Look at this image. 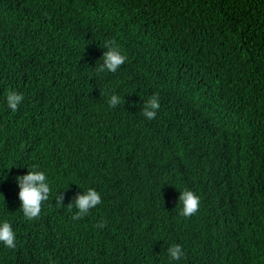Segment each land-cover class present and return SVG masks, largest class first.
I'll return each instance as SVG.
<instances>
[{
	"label": "trees",
	"instance_id": "16d2710c",
	"mask_svg": "<svg viewBox=\"0 0 264 264\" xmlns=\"http://www.w3.org/2000/svg\"><path fill=\"white\" fill-rule=\"evenodd\" d=\"M113 42L127 59L98 72ZM34 166L51 193L28 220L17 177ZM89 188L102 203L74 220ZM5 220L0 264H264V0H0Z\"/></svg>",
	"mask_w": 264,
	"mask_h": 264
},
{
	"label": "clouds",
	"instance_id": "9594fccd",
	"mask_svg": "<svg viewBox=\"0 0 264 264\" xmlns=\"http://www.w3.org/2000/svg\"><path fill=\"white\" fill-rule=\"evenodd\" d=\"M107 51L103 54L102 64L97 68L98 72H116L126 61L127 57L122 54L120 48L115 45V42L111 46L106 45ZM23 94L9 91L6 96L7 106L16 111L18 106L23 101ZM111 107H116L121 103V98L113 94L109 101ZM160 108V100L157 95L151 96L142 108V114L148 119H155L157 111ZM39 166H34V170H30L26 175L17 177L18 185L20 188L19 199L21 201V210L28 220L38 218L42 205L49 199L51 188L47 180L46 174L38 169ZM64 197L58 195L57 202L63 205ZM179 202L182 205L181 215L185 217H191L199 210L200 199L191 190H183L179 196ZM102 203L100 193L94 189L89 188L84 191L83 194L78 195L74 199L73 203L67 205L69 211L72 207L78 210L74 215V220H79L86 216L92 208ZM97 227H105V223L101 222ZM16 234L13 230L12 224L7 220L0 222V243L5 245L9 249L16 247ZM169 257L174 261H179L183 257L184 253L181 245L175 244L168 248Z\"/></svg>",
	"mask_w": 264,
	"mask_h": 264
}]
</instances>
